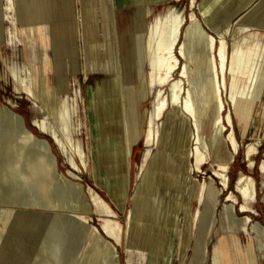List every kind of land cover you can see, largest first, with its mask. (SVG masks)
I'll return each instance as SVG.
<instances>
[{
  "label": "rangeland",
  "instance_id": "obj_1",
  "mask_svg": "<svg viewBox=\"0 0 264 264\" xmlns=\"http://www.w3.org/2000/svg\"><path fill=\"white\" fill-rule=\"evenodd\" d=\"M30 1L33 2V0ZM220 1L215 8H212L214 11L211 9L207 14H204L206 12L204 10L206 0H196L195 4L192 3V0H166V2L165 0H35V7L32 9L34 14L32 15H34L33 19L37 33L34 35L35 38L34 36L28 38L26 36L28 26L26 27L25 16L31 10L27 8V11L23 10L19 7V2L16 3V6L19 5L17 6L19 11H17V7L13 10V0H0V110L2 109V114L6 117L5 109L11 108L25 119L26 127L37 137L46 138L45 140L49 143L52 154L56 157L57 172L75 182H80L82 187L84 186L83 191L89 203L91 202L89 189L93 187L92 189L115 211L116 214L111 219L118 223L125 233L123 244L117 243L115 258L110 259L109 255L92 251L89 254L88 264H242L241 261L244 258L247 259L248 264H264V172L260 170V166L264 161V74H258L256 80L254 79L247 84V91L255 87V94L253 93V97L248 96V98L241 94H233L230 83L231 75L228 71V90L225 86L223 94L226 104L224 118L228 127L222 132L220 131L222 125L212 128L209 119L211 115H214L211 110L213 97L211 95L210 73H212V69L210 61L212 56L217 55L219 58L222 37L209 27L206 19L213 20L217 24L216 26L222 31L228 44L227 51L231 52L233 37L236 34V29L239 28L237 26L239 14L236 15L234 12L242 2V0ZM245 1L243 0V2ZM259 2L261 3L257 12L243 25L244 27L253 26L255 22L259 25L258 23L261 22V26L259 25V41L264 44V28H262L264 26V0H258L256 3ZM146 7H155L148 17H146ZM170 7L173 8V14L180 15L179 18H182L184 23L179 34L181 44L176 45L174 50V54L179 55L180 58L178 66L180 69L173 77L175 80L170 85L166 83L162 93L168 101L167 113L163 116V119L167 120L169 114H172V119L179 116L172 85L181 79L180 76L185 64H187L189 76H185V84L183 82L185 91H182L181 97L184 92L186 94L183 97H186L189 94L188 91H192L199 115L196 119L193 117V128L191 121L189 122L190 133L193 132L191 133L192 140L184 144L186 138L183 137L182 145L184 144L185 151L178 152L174 150L171 143L176 134L173 128L174 121L171 122V119L163 126V121L154 118V111L158 108L156 97L159 88L149 87V99L143 106H139V110H147L149 112L148 120L153 119V123H148L140 130L148 131L151 129L153 131V141L152 145L148 147L144 134L136 139L131 157L129 197L126 208L122 209L111 195L114 186L116 188L119 186L117 179L111 180L108 175L99 169H95L99 150L95 147L93 134L98 137V129L91 112L90 97L103 82L122 74V72H118L121 70L119 60L115 61L113 54V45L117 33L120 34L121 38L124 62L130 57L126 51L131 44L130 37L132 38L134 32L149 30L155 18L164 14ZM246 10L244 9V11ZM22 11L24 12L22 13ZM18 12H21V15ZM17 13L20 15V19H17V17L19 18ZM113 16L118 19L115 22L116 24ZM192 16L195 20L192 19ZM175 17L173 18L175 19ZM22 20L25 27L21 23ZM257 20L260 21L257 22ZM18 27L21 30L22 37L24 36L23 40L26 39V43L17 38ZM202 28H207L209 33L216 38L215 47H218L211 51L213 55L208 49L209 40L207 36L201 32ZM197 34L198 36H196ZM123 38H125L124 41ZM124 42L126 50L123 46ZM262 49L264 51V47ZM129 73L126 70L124 71L126 81L123 82V85L133 84L138 86L137 82L140 76L138 71L131 70ZM42 74H45L47 83H49L47 84L46 93L41 90L42 77H44ZM150 74L151 70L147 64L142 68V78H150ZM222 75L221 73V81L224 84L223 78L226 74ZM204 82L205 85L207 83V93H209L211 99L206 97L204 93L201 94L199 83L204 84ZM30 89H35L40 98H35L31 93H28ZM256 93H260V95L257 96ZM45 95L48 96L46 97V99H49H47L48 101L54 102L56 108L52 107L53 110L46 108L42 101L45 99ZM49 97H51V100ZM35 99L36 101H33ZM39 99L42 103L39 102ZM182 100L184 99L181 98L180 103ZM59 106L60 114L65 113L63 115L66 116L64 119L68 121L66 125L68 135L66 151L56 139L53 140L49 135L41 133L34 123L36 119L45 121L48 129H57L62 136L63 132L58 129L59 126L57 127L58 124L56 123L57 114L52 115L53 111L57 110ZM61 106L64 107L61 109ZM43 108L47 110L45 111ZM204 108L210 109L209 112L207 111L208 114ZM204 111L207 115H204ZM50 112L52 113L50 114ZM230 114L233 118V128L239 145V152L230 165V183L227 187L217 176L216 170L219 169L218 164L222 160L221 153H232V142L228 140L233 130L228 123ZM164 129L168 131V134H165ZM183 132L186 133L185 130ZM198 133L201 134L202 142H207L210 146L211 153L208 154V160L202 170L191 172L193 180H190L188 173L185 171L186 167L192 168L193 165H196L193 150L195 152L196 147L200 146L197 141ZM250 145H256L259 148L258 153L252 157L256 160V166L253 170H249V162L246 157ZM187 150L192 153L189 159ZM109 152L106 155L107 162H110L112 156H116L114 154L110 155ZM75 162L79 165V169L74 168ZM155 166H157V169H155ZM172 166L178 168V178L176 179H174V176L172 177L170 172L168 173L169 167ZM109 168L111 169L110 163ZM72 169L76 171L74 172L78 174L80 181L71 178L69 171H73ZM241 171L247 172L256 179L257 197L251 205L254 209L252 214L242 213L243 199L240 200L241 203L239 201L228 202L230 194L234 189L236 190L235 179ZM165 176L167 177L164 182ZM144 180L151 187L152 193L137 200L135 197L138 194V187ZM191 187H193V190ZM185 192L187 193L185 194ZM209 194L214 196V206L208 214L211 229L205 240L200 232V227L201 216L205 209L204 201ZM188 203L190 207L184 209V205ZM159 206L165 208V223L166 225L169 224L170 235L167 243H161L157 250L153 248L152 243L146 241L143 245H140L139 242L131 239L132 244H129L128 231L130 224L137 232L144 231V233L149 234L150 232L146 226L152 223ZM33 211L44 212L40 209H33ZM64 215H67V213H64ZM246 216H251V221H249L247 230H244L242 225L246 220ZM93 226H97L102 232L99 216L94 206L85 226L86 230L75 228L71 233L70 251L62 264H70L72 260L82 254L81 241L86 231ZM163 229L164 232L166 227ZM187 231H189L191 238L182 262L181 244ZM3 233L10 236L17 234L8 229H4ZM97 239L96 245H99ZM109 240L112 239L109 238ZM112 241L116 244L114 240ZM219 248L223 250L221 258L218 257L217 253ZM162 249L163 251H161ZM38 254L42 257L45 256L44 259H51L45 252L39 251ZM82 262H85V258ZM82 262L79 260L73 264H82Z\"/></svg>",
  "mask_w": 264,
  "mask_h": 264
},
{
  "label": "bare ground",
  "instance_id": "obj_2",
  "mask_svg": "<svg viewBox=\"0 0 264 264\" xmlns=\"http://www.w3.org/2000/svg\"><path fill=\"white\" fill-rule=\"evenodd\" d=\"M192 1V3L195 4L196 0ZM206 1V7L204 8L206 12H204V14H207L208 11L215 8L220 0ZM18 2L20 6H17L21 7L23 10H31L30 13L27 12V15L24 14L26 15V27L28 26L26 36L29 38V36H34L37 33L33 19L34 15H32L34 14L32 13L34 11L32 9L35 7V0H33V2L30 0H13V10L17 7L16 3ZM256 2H258V0H246L245 2L242 0L241 4L239 3V8L236 12H234L236 15L239 14L237 23L239 28L236 29V34L233 37L231 52L227 51L228 44L223 37L222 31L218 28V26H216L217 24H215L213 20H209L208 18L206 19L209 27L222 37L219 49V58L217 55L213 57V52H211L218 47H215V36L209 33L207 28L201 29L203 35L207 36L209 40H207L208 49L212 53L211 56L213 57H211L210 61L212 69V73H210V80L212 86L211 95L213 97L211 110L214 115H211L210 118H208L210 119L212 128L222 125V128H220L221 132L226 130L228 127L224 118L226 104L223 96L225 86L228 90V71L230 72L229 75H231L230 83L233 94H241L247 97L250 96V98L253 97V93L255 94V87L253 86L254 88H250V90L247 91V84L252 82L254 79L256 80L258 74H264V51L262 49L264 44L259 41V28L261 26V22L258 23L260 26L257 25L256 22V24L251 22L253 23V26L248 25L244 27L243 25L257 12L261 2ZM247 7L249 8L246 10ZM154 8H145L147 9L146 17L150 15ZM244 9L246 11H244ZM17 11H19V9ZM23 12L24 11H22V13ZM18 13L17 15L21 12L19 14ZM20 15L17 19H20ZM174 16H176L175 19L173 18ZM179 16L174 15L173 8L170 7L164 14L155 18V21L154 23L152 22L153 25L149 30L146 32L143 30L141 32H134L132 38L130 37L131 44L126 51L130 57L127 60L124 59L126 60L124 62L122 58L121 38L120 34L117 33V37L116 40H114L113 45V54L115 61L117 59L119 60L121 70L118 72H122V74H119L117 77H111L108 81L103 82L97 87L96 92L90 97L91 112L98 129V137L93 134L95 147L99 150L97 152L95 169H99L101 172L108 175L111 180L114 178L117 179L119 186L117 188L114 186L111 190V195L122 209L126 208L127 199L129 197V188L131 185V157L133 155L136 139L138 136L144 134L146 145L148 147L152 145L153 141V131L151 129L148 131L140 130L141 127L144 128L148 123H153V119L148 120L149 112L147 110H139V106H143L149 99L150 86H155L157 89L159 88L157 90L158 93L156 97V100H158V108L154 111V118H158L160 121H163V126H165L172 119V114H169L167 120L163 119V116L167 113L166 107H168V101L162 93L166 83H169L168 85H170L171 82L175 80L173 79L175 73L180 69L178 68L180 63L179 55L177 56L174 54L176 45L179 46L181 44V41H179V34L184 23V20L179 18ZM192 19H194V16H192ZM114 20V23L118 21L117 17ZM259 21L257 20V22ZM21 23L23 25V20ZM262 28H264V26H262ZM194 33L196 34V32ZM16 36L22 42L24 41V36L22 37L19 27ZM196 36H198V34ZM124 40L125 38H123V41ZM202 41L204 40L202 39ZM58 46L61 45L58 44ZM123 46L124 48L126 47L125 42ZM196 60L198 61V59ZM199 62H201V60H199ZM147 64L151 70V74L150 78L145 79L142 78V68H144ZM125 70L128 71V73L131 70L138 71L140 74L137 82L138 86L133 84H129L127 86L123 85V82L126 81L124 77ZM188 73V67L187 64H185L182 75L180 76L181 79L174 82L172 85L179 116L177 118L174 117L171 120V122L174 121L173 128L176 132L171 143L173 149L178 152L185 151L183 145L192 140L193 136L191 133L193 132L190 133L189 122L191 121L190 123L193 128V117L196 119L199 115V112H197L195 107L194 97L191 93L192 91H188L189 94L186 97H183L186 94L184 92L181 97L182 91L185 89L183 87V82L185 84L184 79L185 76H189ZM221 73L223 75L226 74V81L225 77L223 78L224 84L221 81ZM42 76L44 77H42L41 90L46 93L47 84L49 83H47L45 74H42ZM28 84L30 85V83ZM199 88L201 89V94L204 93L206 97L211 99V96L207 93V83L206 85L205 82L204 84L199 83ZM36 92L35 89H30L28 93H31L35 98H40ZM260 93H256L257 96L260 95ZM46 97L48 96L45 95V99H43L44 97L41 98L43 99L42 101L44 105L46 108L53 110L52 107L55 106L54 102L52 101V105V102L48 101L49 99L47 98V100ZM51 97H49L50 100ZM181 98L184 100L180 103ZM41 99H39V102H41ZM33 101H36V99ZM44 105L42 104V106ZM60 105L62 104L60 103ZM62 107L64 106H61V109ZM59 109L60 106L57 110L53 111L52 115L57 114L56 123L58 124L57 127L59 126L58 129L63 132L62 136L60 135L59 130L48 129L45 121L36 119L34 120V123L35 127L40 130L41 133L49 135L53 140L56 139L66 151V140H68L66 125L68 121L64 119V117H66L63 116L65 114L63 113L64 111L62 112L63 115H61ZM5 110L7 113L6 117L2 114V111L0 112V264H62V261H65L70 251L69 245L71 233L75 228L86 230L85 226L92 214L93 206L96 208V212L99 216L102 232L97 226H93L91 229L87 230L83 240L81 241V247L83 249L82 254L78 258L72 260L70 264L79 260L82 262L84 258L85 262H82V264H88L89 254L92 251L97 253L102 252L109 255L110 259L115 258L117 243L123 244L125 234L122 227L111 219L115 216V211L97 192L92 189L93 187L89 189L91 202H87V196L83 191L84 186L82 187L80 182H75L67 176L61 175L57 172L56 157L52 154L51 147L47 140H45L46 138H39L30 129H28L26 127L27 125H25V119L20 114H17L11 108H7ZM208 110L210 109L207 108L206 112ZM206 112L204 111V115H207L209 111L207 114ZM48 113L49 112H47V114ZM51 113L52 112H50V114ZM228 123L230 124V128L234 127L231 114L228 116ZM183 130H185L186 133H184ZM164 132L165 134H168V131L165 129ZM183 137L186 139L185 143L182 145ZM228 140L232 142V153H221L222 160L218 164L219 169L216 170L217 176L223 181L224 186L226 185L227 187L230 183V165L234 162L235 155L239 152V145L235 136L234 128L231 131ZM197 141L200 146L196 147L195 152L193 150L196 165H193L192 168L186 167L185 171L188 173L190 180H193L191 172H193V170H202L204 164L208 160V154L211 153L210 146L207 142H202L201 134L199 133ZM258 149L259 148H257L256 145H250L248 147L246 157L249 162V170H253L256 166V160L252 157L258 153ZM188 150L186 152L189 159L192 153ZM108 151H110V155H116L112 156L110 162H107L108 160L106 158ZM109 163L111 169L109 168ZM74 168H80L76 162L74 163ZM169 168L168 173L170 172L172 177L174 176V179L178 178V168L174 166ZM155 169H157V166H155ZM72 170L73 171H69L71 178L79 180L78 174L75 173L76 171L74 169ZM260 170L264 172V161L260 166ZM166 177L167 176H165L164 182L166 181ZM235 184L236 190L234 189L232 194H230L228 202L239 201L241 203L240 200L243 199V203L241 205L242 213H254V209H252L251 205L253 200L257 197L255 177L247 172L241 171L235 179ZM188 186L187 188H189ZM138 188V194H136L135 197L137 200L144 198L146 195H151L152 193V189L146 180H144ZM192 188L193 187H191V189ZM195 192L196 190L194 191V194ZM186 193L187 192H185V194ZM213 197V195H207L204 201L205 209L201 216L200 232L205 240L211 229V223L208 222V214L214 206ZM186 207H190L189 203L184 205V209ZM33 209H40L44 212H35ZM64 213H67V215H64ZM165 216V208L159 206L158 210L155 212L152 223L146 226L147 230L150 232L149 234L144 233V231L137 232L130 224L128 231L129 244H132L131 239H134V241L136 240L140 243V245H143L146 241L148 243H152L155 250L160 247L161 243L166 244L170 231L169 224L166 225L165 223ZM249 221H251V216H246V220H244L242 225L244 230H247ZM165 227L166 229L163 232L162 230H164L163 228ZM4 229L11 230L17 234L15 236L7 235L3 233ZM189 231H187L184 235V239L181 244L182 262L184 261L185 253L190 243L191 237L189 236ZM98 237L99 239H97ZM109 238L114 240L116 244H114L112 240H109ZM96 239L99 241V245H96ZM39 251L45 252V254L51 257V259H44L45 256L42 257L38 254ZM161 251H163V249ZM222 252L223 250H220L219 248L217 252L219 258H221ZM241 263L248 264L247 259H242Z\"/></svg>",
  "mask_w": 264,
  "mask_h": 264
}]
</instances>
